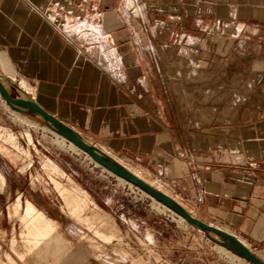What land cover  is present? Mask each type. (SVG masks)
Masks as SVG:
<instances>
[{
  "label": "crops",
  "instance_id": "0c3cea01",
  "mask_svg": "<svg viewBox=\"0 0 264 264\" xmlns=\"http://www.w3.org/2000/svg\"><path fill=\"white\" fill-rule=\"evenodd\" d=\"M189 66L264 90V0H0V76L264 260V115L194 126L160 72Z\"/></svg>",
  "mask_w": 264,
  "mask_h": 264
},
{
  "label": "rangeland",
  "instance_id": "374dc122",
  "mask_svg": "<svg viewBox=\"0 0 264 264\" xmlns=\"http://www.w3.org/2000/svg\"><path fill=\"white\" fill-rule=\"evenodd\" d=\"M193 55L189 50L186 57L195 61ZM184 68L173 69V73L162 68L160 72L163 80L168 79L174 85L169 93L175 95L177 108L193 113L194 126L243 124L264 115L262 81L253 80L251 74H241L240 69L229 73ZM5 82L13 96L20 93L16 89L19 81ZM14 112L17 111L4 105L0 97V131L3 134L7 129L13 133L21 149L0 137V175L4 177L3 184L0 182V264L50 261L33 255H26L21 261L18 257L24 251L19 237L20 222L8 215V206L18 196L22 203L28 199L54 219L57 230L67 240L65 254L51 264H249L238 254L220 251V246L206 239L201 230L187 224L137 186L98 166L82 150L72 148L69 141L59 139L40 125L22 121L20 114ZM25 115L43 124L39 118ZM26 132L32 143L27 141ZM44 157L53 160L87 192L90 203L82 216L89 223H77L67 214L50 177L68 188L66 180L42 168ZM100 232L109 236L107 241L97 236Z\"/></svg>",
  "mask_w": 264,
  "mask_h": 264
},
{
  "label": "bare ground",
  "instance_id": "6f19581e",
  "mask_svg": "<svg viewBox=\"0 0 264 264\" xmlns=\"http://www.w3.org/2000/svg\"><path fill=\"white\" fill-rule=\"evenodd\" d=\"M19 85L20 87L23 86L22 83H19ZM4 105L6 104L4 103ZM14 113L17 115L20 114L18 116L19 118H21L22 121L24 120L31 125H36V126L40 125L42 129L53 132L57 137H59V139L66 140L62 135L60 136L59 134L54 132L48 125L46 126L45 124H41L33 118L32 119L28 118L25 114H22L20 112L19 113L14 112ZM6 130L4 129L3 134L0 131V137L8 141L13 147L19 150L20 147H19L16 137L14 136L13 133L6 131ZM26 137H27V141L32 143L31 136L28 132H26ZM68 143L69 145H71L72 148L79 149L77 146L72 145L70 142ZM25 152L26 154H28L27 151ZM42 168L49 174H53V175L55 174L61 178L63 177L65 178L68 188H66L64 184L62 185L58 180H56L54 177L50 175L53 187L59 192V195L61 196L63 202L65 203L67 214L70 217H72L77 223L78 222L79 223H83V222L89 223L87 217L82 216L83 209H85L90 203V199L88 197L87 192L83 190L82 188H80L78 184H75L73 180L70 178V176L64 174L63 170H61L58 167V165L53 160H51L49 157L48 158L44 157V159H42ZM131 172H135L139 177L144 179L147 183L149 182L153 186H156L157 188H159L161 191H164L167 194H169L167 191L162 189L159 185H156L153 181L147 180L144 177H142L138 172L132 171V170ZM0 182L1 184H3L4 182L3 176H1ZM92 203L96 205L94 202ZM163 206L164 208H166L164 204ZM8 207H9L8 215L10 217L12 216L14 218H17L18 221L20 222L21 229L19 231L20 232L19 237L21 239L22 246H24V251L22 253H18V257L20 258V261L24 259L26 255H33L34 258L35 256H37L44 260H47L49 258L50 261L47 260V264H51L56 261H59V259L66 252V249H67L66 241L67 240L62 236L61 232L57 230V226H56L54 219H52L51 217H47L43 211H41L36 205L32 204L28 199H25L24 202L22 203L20 201L19 196L14 201H12ZM179 218L183 219L180 215H179ZM97 236L98 237L100 236L102 239L106 241L109 237L108 235H105L101 232L98 233ZM14 244H15V239L12 236L10 238V246L13 247ZM219 249L220 251L222 250L224 253L227 252L233 256L237 255V254L234 255L232 252H230L223 246L219 247Z\"/></svg>",
  "mask_w": 264,
  "mask_h": 264
},
{
  "label": "water",
  "instance_id": "95a60500",
  "mask_svg": "<svg viewBox=\"0 0 264 264\" xmlns=\"http://www.w3.org/2000/svg\"><path fill=\"white\" fill-rule=\"evenodd\" d=\"M5 80L4 77L0 76V97L10 108L17 112L20 111L39 118L43 124L46 126L48 125L54 132L60 136L62 135L72 145L77 146L89 157V159H92L104 170H107L117 178H121L133 186H137L154 200L162 205L164 204L174 214L180 215L187 224L201 230L206 239L208 238L220 247L223 246L234 254H238L249 264H264V261L249 250L245 243L236 235L223 227L204 222L195 215L189 213L178 200L176 201L166 192L161 191L149 182L147 183L106 151H103L93 143H89L85 140L78 131L74 130L62 119H59L53 113L45 110L33 97L28 96L19 85L16 86V89H18L20 93L17 96H13L8 90Z\"/></svg>",
  "mask_w": 264,
  "mask_h": 264
},
{
  "label": "built area",
  "instance_id": "2783aa9c",
  "mask_svg": "<svg viewBox=\"0 0 264 264\" xmlns=\"http://www.w3.org/2000/svg\"><path fill=\"white\" fill-rule=\"evenodd\" d=\"M83 2H86V0H82ZM57 7L62 9L66 14H70L71 10L66 8V6L63 3H54ZM101 13L97 12L96 15L99 16Z\"/></svg>",
  "mask_w": 264,
  "mask_h": 264
}]
</instances>
